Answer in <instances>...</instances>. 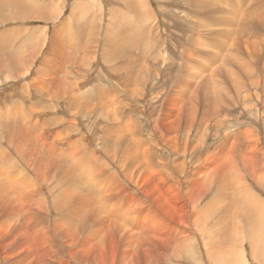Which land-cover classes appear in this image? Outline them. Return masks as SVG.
<instances>
[{"label":"rangeland","instance_id":"1","mask_svg":"<svg viewBox=\"0 0 264 264\" xmlns=\"http://www.w3.org/2000/svg\"><path fill=\"white\" fill-rule=\"evenodd\" d=\"M120 1L26 0L23 3L22 0H18L19 6L10 9L12 14L10 12L7 13V15L9 14L8 17L17 18L14 19L17 20L16 23L12 21L11 24H8V27L20 28V32L22 33L24 30L26 34H28V29L37 31L41 36L37 35L41 47L46 45L42 47L44 50L33 60L32 67L34 69H32V73L29 72L22 78L14 76L7 79L4 78V75L0 77V107H5L0 108V110L3 109L5 111L6 106L8 107L7 109L10 108L11 110L13 106H10V103L13 100L14 104L19 105L24 98L29 104L25 103V105L38 106L39 111L36 117H39L38 120L40 119L41 125L33 126L34 120L25 121V126L22 124L20 128L8 131V136L15 139L14 145L7 148L2 144L3 147H1L5 153L0 155V157L4 156L5 158L3 157L0 162H3V159L6 162L1 163L0 167L2 170L9 168L4 169V171L0 169L2 178H5L4 176L8 174V177H13L12 179L16 180V184L13 183L14 181L11 183L10 180L8 190L0 189V264H156L149 262L158 257L157 251H155L156 248H153V244L150 241L154 244L169 243L170 241L174 246V240L178 237L177 232H186L185 237H182V239H186L185 243H194V246L196 244L200 245L205 250L213 248L215 243L220 244L218 246L220 249L215 255L218 258L217 262L210 260V257L206 254L207 252H204L199 257V255L193 254L194 249L182 255L171 248L167 251V254L165 251L166 257L162 259L164 264H199L198 260L206 256L207 259L205 258V261H208L207 264H224L225 262L222 261L221 255H219L222 253L226 255L229 264H264V239L258 234V237L255 236L254 238H249L248 241H244L245 236H247L244 232L238 234V236L236 230H234L235 226L234 229L228 227L236 225V221L240 222V219H237L239 213L238 209L235 208L234 212L231 211L232 217L227 213L224 214V211L227 212L228 207L226 203L233 192L225 190L221 186L222 180L224 181L223 175L225 174L221 172V167L222 171L223 169L226 171L225 165L231 162L229 159V161L224 159L229 155L225 156L227 150L222 152V149L225 147L229 149L232 144L236 143L232 138L238 136L241 139H245V137L251 138V135L241 134L250 131L253 134L252 138H260L262 136V143H264V125H249L250 121L247 119H253L255 122L260 123L259 116H261V111L264 113V89L261 87V84H264V35L263 37L253 35V37L248 39L247 43L239 41L236 44H231L229 42V45L225 43L226 37L216 38L217 32H222V29L226 32L224 26L223 28L218 26V20L221 17L217 15L216 8L217 11L223 9L225 12L229 8L234 10V6L246 4L247 6L242 12L248 14L250 10L253 23L258 26V29H263L264 5L260 6L263 9L259 10V2L257 0H190V4L186 6L184 5L186 3L185 0H144L146 8L153 19L148 22L146 19V22L142 21L144 23L142 27L145 25L147 29L149 28L147 36L153 40L149 38L146 40L144 37L146 31L140 29L141 22L138 23L141 30L140 34L138 30V35L133 25L136 41L130 42L131 44L119 43L118 47L125 48L126 51L124 53L125 57L120 58L118 56L119 62L117 61V64L133 63L132 66L135 72L133 73V78L127 81L126 77L128 74L123 71L120 72L123 81L119 79V81H116L117 84L115 82L114 85L111 83L108 86L109 84L106 83L107 85H105L104 82H106L109 72L115 75L111 68L117 64L112 63L111 65V63H108L110 58L108 55L114 53L111 51V47L105 46L106 43L102 39L106 37L109 43L114 41L104 31H109L113 19L116 18L114 16V11L116 10L120 11L119 14L126 17L129 22L132 23L133 21L135 23L136 21L134 18H130L132 21L128 19L132 15L130 16L125 8L118 6ZM261 2L264 4V0H261ZM21 3L25 5L24 8L27 10L26 12L23 11L25 13L21 18L23 20H20L18 16ZM215 3L218 4L216 5ZM197 4L199 6L201 4V6L199 7ZM40 6L44 7L41 8ZM193 9H197V11L195 10V12ZM84 11L88 15H85ZM142 12H139L141 17L145 16ZM39 15L41 17L46 15L47 19H44L45 17L35 18V16ZM29 16L30 18H28ZM255 18L259 19L260 22ZM82 25H84L83 28H81ZM81 29L84 30L83 34H78ZM228 30L231 31L232 29L229 27ZM55 32H58L59 39L63 37L62 39L69 40L68 45L72 44L74 46L71 55L77 57L76 61L73 59L74 64H67L66 70L68 74L66 76L60 74L58 77L59 83L55 76L49 78L47 75L42 76L35 73L38 67H41L40 65L42 64L40 62L42 63L44 56L49 51ZM26 34H24V39L29 37ZM139 37L144 39L141 41L142 43L139 42ZM256 40L261 42H256ZM178 45L181 48H178ZM221 45L222 47L220 48ZM244 46L248 47L249 53ZM233 47L234 49L232 50ZM240 49H243V51ZM76 51L78 52L77 54ZM89 55L93 56L90 57ZM133 56L135 59H133ZM233 61L235 62L233 63ZM35 66L37 67L35 68ZM45 67L47 68V66ZM172 68H175L172 76L176 74L178 80L171 77ZM177 69L185 71L184 77L180 73H176ZM256 71L258 72L256 73ZM124 74L126 75L123 76ZM116 75L118 74L116 73ZM179 75L181 78H179ZM118 76L116 77L119 78ZM214 77L215 79H213ZM42 78L45 82H43ZM134 79L135 81H132ZM62 80L64 81L62 82ZM257 82H260L261 86ZM162 83L164 84L163 86ZM21 84L23 86L28 85L23 87ZM127 84L128 86H126ZM152 84L153 86L151 87ZM42 85L46 87L44 86V88ZM193 85L196 88V93H193ZM116 86L117 89H115ZM52 87L55 88L53 89ZM190 87L191 89L189 90ZM17 88L20 91H23V89L26 91H19L18 93ZM64 90H66L65 93L59 95ZM71 92L72 95L70 94ZM57 97H60L58 99L61 101ZM207 98L212 103L204 104ZM131 99L132 101H130ZM217 99L221 100L222 103L220 104ZM215 100L219 103H216ZM13 103L11 104L14 105ZM73 103L75 104L74 106L72 105ZM5 104L6 106H4ZM20 105H24V103ZM63 105H67V108ZM48 107L49 109H47ZM205 109L216 113L217 110H220L223 114L218 118L209 117L207 120H203V111ZM3 110L2 112L4 113ZM48 111L51 112L49 113ZM89 111L91 112L89 113ZM9 112L14 113L13 110ZM53 120L55 124L59 122L57 123L58 125H55ZM42 121L43 123L41 124ZM50 121H53V123ZM28 122H30V125ZM44 122L47 125L50 123V125L47 127ZM95 122L96 124L93 125ZM122 126H125V128ZM238 126L240 129L243 128L244 132L239 130ZM40 127H42V131ZM43 128L51 135L45 134L46 132H44ZM236 130H238L237 133L239 135L235 133ZM253 131L254 133H252ZM57 132H61L60 134L62 135L67 133L64 134L65 136L61 135L63 139L62 137L54 139L57 136L60 137V134H56ZM51 136H53V139H51ZM113 136H116V138ZM17 137L18 139H16ZM47 138L52 143H50L52 147H48L49 143H44L48 141L46 140ZM69 139L70 141H68ZM56 142L59 143L57 144ZM64 142L69 145L65 144L66 147H64V145H61ZM243 142L245 143V140ZM54 145L57 147L59 145V147H56L55 150ZM16 147L24 150L25 162L16 156L14 150ZM62 147H64V150L61 151ZM219 147L222 149L220 148L218 151ZM246 147L244 144L245 149ZM46 148L50 150H46ZM238 148L239 150L241 149L239 146ZM261 149L262 151L264 150L263 148ZM51 151L52 153L55 151L58 154L54 153L51 157ZM76 151L80 153L78 152V154ZM238 154L241 156L240 153ZM38 155L40 156L37 157ZM258 156L260 157L259 159L251 160L253 164L250 169L253 172L257 166L259 169L257 174H264V170L259 166L261 162H264V160L261 161L264 159V155L263 157L262 155ZM248 157L250 159V156ZM221 161L224 163H221ZM240 163L241 161L238 162V167H240ZM37 167H39V170ZM214 167L216 168L214 169ZM82 170H85L84 173H82ZM10 172L13 175H10ZM254 176L256 174L250 176L238 175L236 178L242 186L246 185L253 191L257 198L254 203H264V182L261 181V177ZM18 183L19 188L22 189L18 191L19 193L17 192V189H19L17 187ZM10 184H13L12 187H14L9 188ZM67 189L103 191L104 199L98 200V202L100 205L104 203L109 211L105 212L103 209L100 211L97 201H95L87 208H91L90 215L85 211L78 212L80 216H83L84 220L83 226H78L82 221L80 216L77 214H75V217L74 215L70 216V212H75L74 202L72 204L59 202V212L56 207L54 210L55 194L57 193L58 197L62 194V190ZM52 195H54L53 198L51 197ZM234 195L237 196L236 193ZM233 202H235V199H233ZM111 210L115 212L113 216L111 215ZM256 217H264V212L258 213ZM93 222L95 225L91 227ZM121 224L125 227H121ZM217 224L219 226H216ZM224 226L233 230L234 234H231L232 232L230 231L226 232ZM158 240L160 241L159 243H157ZM41 245L42 248L40 247ZM46 245L48 246L46 247ZM241 245H244V247ZM103 246L104 248H102ZM224 247H227L225 251ZM229 253L232 254V258H230ZM241 254H244L245 257ZM219 259L220 261H218Z\"/></svg>","mask_w":264,"mask_h":264},{"label":"bare ground","instance_id":"2","mask_svg":"<svg viewBox=\"0 0 264 264\" xmlns=\"http://www.w3.org/2000/svg\"><path fill=\"white\" fill-rule=\"evenodd\" d=\"M189 1L190 0H185V2L186 3H184V5L186 6V5H188V4H190L189 3ZM192 1V0H191ZM195 1V0H194ZM212 1V0H211ZM236 1V0H235ZM246 1H248V0H246ZM22 2L23 3H25L26 2V0H22ZM171 2V1H170ZM173 2V1H172ZM203 2V1H202ZM233 2V1H232ZM239 2V1H238ZM257 2H259L258 4H259V7H258V9L259 10H262L263 8H261L260 6H262V5H264L262 2H261V0H257ZM23 3H21V6H20V8H19V14H18V16H19V19L20 20H23V19H21L22 18V15H24L25 13L24 12H26L27 10L24 8V4ZM182 3V2H181ZM195 3V2H194ZM211 3V2H210ZM20 4V3H19ZM19 4H18V0H0V77H2L3 75L5 76L4 78H13L14 76L16 77V76H18L19 78H22V76H25L26 74H28L29 72H31L32 73V69H34L33 67H32V62H33V60L44 50L42 47L43 46H45V45H43L42 47H41V43H40V41L38 40V38H37V35H39L38 34V32L37 31H30L29 29H28V34H26V33H24V30L22 31V33L20 32L21 31V29L20 28H18V29H16L15 27V29L14 28H12L11 26V28L10 27H8V24H11L12 23V21L14 22L15 21V23H16V21L17 20H14L12 17H8V15H7V13L8 12H10L11 13V11H10V9H13V8H16V7H18L19 6ZM37 4V3H36ZM216 4V3H215ZM218 4V3H217ZM216 4V5H217ZM238 4V3H237ZM42 5V4H41ZM198 5V4H197ZM118 6L120 7V8H125L127 11H128V14L131 16V17H129L128 19H130V18H134L136 21H135V23L132 21V23L131 22H129L127 19H126V17H124L123 15L121 16V14H119L120 13V11H118V10H116V11H114V16L116 17V18H114L113 19V21H112V24L110 25V29H109V31H104L105 32V34L106 35H108L110 38H111V40H113L114 42L113 43H109L108 42V40L106 39V37L105 38H103L102 39V41H104L106 44H105V46H108V47H111V51L114 53V54H112V55H108L110 58L108 59V63H111V65H112V63H116L117 64V61L119 60V58H118V56L120 57V58H122V57H125L124 56V53H125V51H126V49L125 48H122V47H118V45H119V43H130V42H132V41H136V35H135V33H134V26H135V28H136V31H137V35H138V30H139V34H140V29H144L146 32H145V34H144V37L146 38V40H147V38H149L150 40H153L152 38H150V37H148L147 36V31H148V29H147V27L144 25V27H142L143 26V24L144 23H142V21H145V19H146V21L148 22V21H150V20H152L153 18H152V16H150V14H149V12H148V9L146 8L147 6H146V4H145V2H144V0H121L119 3H118ZM193 6V5H192ZM195 6V5H194ZM199 6V5H198ZM197 6V7H198ZM200 6H201V4H200ZM199 6V7H200ZM246 4H244V5H242V6H234V10H231L230 8L228 9V11H225L224 12V10L223 9H220L219 11H217V8L215 7V6H213V7H215L216 8V13H217V15L219 16V17H221V18H219V20H218V22H219V24H218V26H221L220 28H223V26L226 28V32H224L223 31V29H222V32H220V33H216V38L217 39H219V38H221L222 36H224V37H226V41H225V43H228V45L230 44L229 42H231V44L232 43H234V44H236V43H238L239 41H243V42H245V43H247L248 42V39L250 38V37H253V35H256V36H261V37H263V35H264V28L262 29V28H260V29H258V26H256L254 23H253V21H252V14H251V12H250V10L248 11V14H246L245 12H242V10L244 9V8H246ZM41 8H43L42 6H40ZM171 7H172V5H171ZM220 7H222V6H220ZM31 8V7H30ZM32 8H33V6H32ZM186 8V7H185ZM194 8V7H193ZM256 8V7H255ZM45 9V11H47V9L46 8H44ZM142 9H143V12H142ZM198 9V8H197ZM197 9H193L194 11L196 10L197 11ZM202 9V8H201ZM88 10V9H87ZM86 10V11H87ZM24 11V12H23ZM34 11V10H33ZM37 11V10H36ZM86 11H84V14L85 15H88L87 13H86ZM126 11V12H127ZM195 11V12H196ZM258 11V10H257ZM32 12V11H31ZM35 12V11H34ZM34 12H32V13H34ZM139 12H142L143 14H145V16H143V17H141V16H139ZM186 12V11H185ZM44 13V12H43ZM224 13H226V14H224ZM255 13V12H254ZM261 13H262V11H261ZM12 14V13H11ZM14 14V13H13ZM48 14V13H47ZM46 14V15H47ZM171 14V13H170ZM36 15V14H35ZM44 15V14H43ZM46 15L45 16H43V17H41L40 15L39 16H35V18H37V19H39L40 17L41 18H44V19H47V17H46ZM113 15V14H112ZM169 15V14H168ZM213 15V14H212ZM229 15V16H228ZM172 16V15H171ZM255 16V15H254ZM14 17V16H13ZM228 17V18H227ZM28 18H30V16L28 17ZM33 18V17H32ZM31 18V19H32ZM170 18V17H169ZM172 18V17H171ZM17 19V18H16ZM50 19H52V18H50ZM196 19V18H195ZM256 19V18H255ZM155 20V19H154ZM209 20V19H208ZM257 20V19H256ZM47 21V20H46ZM121 21V22H120ZM138 21V22H137ZM145 21V22H146ZM257 21H259V19L257 20ZM263 21H264V19H263ZM139 22H141L140 23V29H139ZM260 22V21H259ZM156 23V22H155ZM79 24H81V23H79ZM26 25V24H25ZM134 25V26H133ZM20 26V25H19ZM94 26H96V25H94ZM184 26V25H183ZM84 27V25H82V27L81 28H83ZM182 27V26H181ZM231 28L232 30L231 31H229L228 30V28ZM23 28V27H22ZM87 29V28H86ZM184 29V28H183ZM182 29V30H183ZM12 30H15V31H12ZM188 31V30H187ZM78 32V31H77ZM83 32H84V30H82L81 29V31L80 32H78V34H83ZM107 32V33H106ZM155 33V32H154ZM158 33V32H157ZM185 33V32H184ZM24 34H26V36H29L27 39H24ZM47 34V33H46ZM45 34V35H46ZM187 34V33H186ZM240 34V35H239ZM182 36H183V34H181ZM21 36V37H20ZM25 36V37H26ZM40 36V35H39ZM143 36V35H142ZM235 36H237L236 38H234ZM41 37V36H40ZM46 37H47V35H46ZM45 37V38H46ZM99 37V36H98ZM185 37V36H184ZM183 37V38H184ZM63 38V37H62ZM59 39V35H58V32H55L54 33V35H53V37H52V43H50L51 44V46H50V48H49V51L46 53V56H44V58H43V61L39 58V60H41L42 61V63L40 62V64H42V65H40L41 67H38V69L36 70V74H38V75H42V76H44V75H47V76H49V78L52 76V78H53V76H55V78L57 77V81L59 80V76H60V74H62V75H67L68 74V71L66 70V66H67V64H69V63H73L74 64V61H73V59H75V61L77 60V57H75V55H74V53H73V55L74 56H72L71 55V53L73 52V50H74V46L72 45V44H70V45H68V43H69V40H66L65 38L64 39ZM100 38V37H99ZM172 38V37H171ZM238 38V39H237ZM101 39V38H100ZM99 39V40H100ZM264 39V38H263ZM64 40H65V42H64ZM142 40H144V39H142V38H140L139 37V42H141ZM251 40V39H250ZM20 41V42H19ZM44 41V40H43ZM98 41V40H97ZM96 41V42H97ZM252 41V40H251ZM45 42H46V40H45ZM159 42V41H158ZM256 42H261V41H257L256 40ZM142 43V42H141ZM79 44V43H78ZM131 44V43H130ZM146 44V43H145ZM149 44V43H148ZM161 44V43H160ZM124 46H126V45H124ZM130 46V45H129ZM132 46V45H131ZM136 46V45H135ZM145 46V45H144ZM181 46H183V45H181ZM226 46V45H225ZM53 47V48H52ZM90 47V46H89ZM138 47V46H137ZM222 47V45L220 46V48ZM229 47V46H228ZM245 47V46H244ZM94 48V47H93ZM103 48V47H102ZM105 48V47H104ZM127 48V47H126ZM178 48H181L179 45H178ZM246 48V47H245ZM248 48V47H247ZM247 48H246V50H247ZM257 48V47H256ZM88 49V48H87ZM132 49V48H131ZM177 49V48H176ZM234 49V47L232 48V50ZM79 50V49H78ZM85 50H86V48H85ZM85 50H83V51H85ZM129 50V49H128ZM141 50H142V48H141ZM178 50V49H177ZM183 50V49H182ZM235 50H236V48H235ZM241 50V49H240ZM167 51V50H166ZM176 51V50H175ZM225 51V50H224ZM241 51H243V49L241 50ZM248 51V50H247ZM254 51V50H253ZM257 51V50H256ZM264 51V50H263ZM134 52V51H133ZM137 52V51H136ZM234 52V51H233ZM237 52V51H236ZM255 52V51H254ZM78 52L76 51V54H77ZM93 53V52H92ZM91 53V54H92ZM130 53V52H129ZM239 53H241V52H239ZM244 53V52H243ZM248 53H249V51H248ZM252 53V52H251ZM107 54V53H106ZM110 54V53H109ZM147 54V53H146ZM150 54V53H149ZM255 54V53H254ZM253 54V55H254ZM42 55V54H41ZM40 55V56H41ZM45 55V54H44ZM132 55V54H131ZM151 55H152V53H151ZM178 55V54H177ZM179 55H181V54H179ZM242 55H245V54H242ZM241 55V56H242ZM249 56H250V54H248ZM90 56V55H89ZM88 56V57H89ZM91 56H93V55H91ZM90 56V57H91ZM223 56V55H222ZM240 56V57H241ZM252 56V55H251ZM134 57V56H133ZM132 57V58H133ZM148 57H150V56H148ZM225 57V56H224ZM229 57V56H228ZM80 58V57H79ZM81 58H82V56H81ZM142 58H144V57H142ZM147 58V57H146ZM232 58V57H231ZM243 58V57H242ZM250 58V57H249ZM248 58V59H249ZM38 59V58H37ZM90 59V58H89ZM131 59V58H130ZM133 59H135V57L133 58ZM141 59V58H140ZM229 59V58H228ZM251 59V58H250ZM121 60V59H120ZM231 60V59H230ZM229 60V61H230ZM236 60V59H235ZM239 60V59H238ZM252 60V59H251ZM72 61V62H71ZM87 61V60H86ZM91 61V60H90ZM125 61V60H124ZM143 61V60H142ZM218 61H219V59H218ZM228 61V60H227ZM119 62V61H118ZM135 62V61H134ZM221 62V61H220ZM235 61H233V63H234ZM251 62V61H250ZM90 63V62H89ZM229 63V62H228ZM136 64V63H135ZM139 64V63H138ZM142 64V63H141ZM172 64V63H171ZM173 64H174V62H173ZM178 64V63H177ZM227 64V63H226ZM237 64V63H236ZM85 65V64H84ZM110 65V66H111ZM133 65V63H126V64H121V63H119V64H117V65H115V66H113L112 68H111V71L113 72V73H115V75H112L110 72H109V76H108V78H107V80H106V82H104L105 83V85H107L106 83H108L109 85L108 86H110V84L111 83H113V85H114V83L116 82V81H119V79H121V73L120 72H125V73H127L128 75H127V77H126V80L127 81H129V80H131L132 78H133V73H135L134 72V67L132 66ZM167 65V64H166ZM229 65V64H228ZM231 65H233V64H231ZM45 66H47V68L45 67ZM109 66V65H108ZM162 66V65H161ZM168 66V65H167ZM172 66V65H171ZM37 66H35V68H36ZM105 67V66H104ZM159 67V66H158ZM163 67V66H162ZM217 67V66H216ZM160 68V67H159ZM167 68V67H166ZM171 68V67H170ZM185 68V67H184ZM188 68V67H187ZM230 68V67H229ZM233 68V67H232ZM110 69V68H109ZM141 69H143V68H141ZM145 69V68H144ZM149 69V68H148ZM237 69V68H236ZM76 70V69H75ZM157 70V69H156ZM168 70H170L169 68H168ZM232 70V69H231ZM88 71V70H87ZM108 71V70H107ZM144 71V70H143ZM147 71V70H146ZM174 71H175V68L173 69L172 68V70H171V77L172 78H174V79H176L177 78V80H178V76L175 74L174 76H172L173 74H174ZM57 72L59 73L58 75H57ZM145 72V71H144ZM169 72V71H168ZM185 72V71H184ZM184 72L183 71H181V69L179 70V69H177V71H176V73H180V75H182V77H184L183 76V74H184ZM226 72V71H225ZM258 71H256V73H257ZM34 73V74H35ZM78 73V72H77ZM116 73L119 75H116ZM143 73V72H142ZM223 73V72H222ZM252 73V72H251ZM242 74V73H241ZM126 74H124L123 76H125ZM140 75V74H139ZM150 75V74H149ZM180 75H179V78H181L180 77ZM249 75H252V74H249ZM256 75H259V74H256ZM116 76H118L119 78H117ZM154 76V75H153ZM156 76V75H155ZM147 77V76H146ZM151 77V76H150ZM28 78V77H27ZM26 78V79H27ZM48 78V79H49ZM83 78V77H82ZM100 78V77H99ZM123 78V77H122ZM135 78V77H134ZM138 78V77H137ZM140 78V77H139ZM250 78H251V76H250ZM256 78V77H255ZM258 78V77H257ZM24 79V78H23ZM28 79H30V78H28ZM39 79V78H38ZM37 79V80H38ZM40 79H41V77H40ZM40 79H39V81H40ZM43 79V78H42ZM44 79H45V77H44ZM44 79H43V82H45L44 81ZM47 79V78H46ZM136 79V78H135ZM135 79L134 80H132V81H135ZM213 79H215V77L213 78ZM224 79V78H223ZM19 80V79H18ZM51 80V79H50ZM49 80V81H50ZM122 80V79H121ZM137 80V79H136ZM148 80V79H147ZM155 80V79H154ZM165 80V79H164ZM170 80H171V78H170ZM257 80V79H256ZM26 81V80H25ZM32 81H33V79H32ZM35 81H36V79H35ZM56 81V82H57ZM61 81V80H60ZM64 80H62V82H63ZM123 81V80H122ZM249 81V80H248ZM23 82V81H22ZM137 82V81H136ZM136 82H135V84H136ZM140 82V81H139ZM152 82V81H151ZM164 82V81H163ZM168 82V81H167ZM11 83V82H10ZM35 83V82H34ZM52 83V82H51ZM58 83H59V81H58ZM128 83V82H127ZM222 83V82H221ZM256 83V82H255ZM25 84V83H24ZM31 84V83H30ZM64 84V83H63ZM116 84H117V82H116ZM129 84V83H128ZM128 84L126 85V86H128ZM134 84V83H133ZM148 84V83H147ZM183 84V83H182ZM211 84H214V83H211ZM257 84L259 85V86H261L263 89H264V84H261L260 82H257ZM261 84V85H260ZM19 85H20V82H19ZM19 85H18V87H19ZM22 85V84H21ZM28 85V84H27ZM27 85H22L23 87H25V86H27ZM34 85V84H33ZM59 85V84H58ZM61 85V84H60ZM75 85V84H74ZM124 85V84H123ZM164 84L162 83V86H163ZM188 85V84H187ZM210 85V84H209ZM255 85V84H254ZM30 86V85H29ZM36 86V85H35ZM43 86V85H42ZM45 86V85H44ZM43 86V87H44ZM49 86V85H48ZM53 86H55V85H53ZM130 86H131V83H130ZM136 86H137V84H136ZM139 86V85H138ZM145 86H146V84H145ZM144 86V87H145ZM153 86V84L151 85V87ZM213 86V85H212ZM12 87V86H11ZM37 87V86H36ZM46 87V86H45ZM44 87V88H45ZM65 87V86H64ZM106 87V86H105ZM143 87V88H144ZM149 87V86H148ZM148 87H146V88H148ZM188 87H189V85H188ZM14 88V87H13ZM27 88V87H26ZM35 88V87H34ZM33 88V89H34ZM48 88V87H47ZM53 88V87H52ZM55 88V87H54ZM53 88V89H54ZM67 88V87H66ZM77 88V87H76ZM96 88H97V86H96ZM95 88V89H96ZM126 88V87H125ZM124 88V89H125ZM142 88V87H141ZM221 88V87H220ZM238 88V87H237ZM38 89H40L39 87H38ZM37 89V90H38ZM115 89H117V86L115 87ZM123 89V88H122ZM139 89V88H138ZM152 89V88H151ZM162 89V88H161ZM191 89V87L189 88V90ZM192 89L194 90L193 91V93H196L197 91H196V88L194 87V85L192 86ZM217 89V88H216ZM16 90H18V88L16 89ZM31 90V89H30ZM56 90V89H55ZM73 90V89H72ZM99 90V89H98ZM103 90V89H102ZM19 91L20 90H18V93H19ZM22 91V90H21ZM20 91V92H21ZM23 91H26L25 89H23ZM22 91V92H23ZM49 91H52V90H49ZM48 91V92H49ZM56 91H58V90H56ZM55 91V92H56ZM62 91V90H61ZM65 91L66 90H64L63 92H61V93H59V95H62V94H64L65 93ZM122 91V90H121ZM126 91V90H125ZM143 91V90H142ZM141 91V92H142ZM163 91V90H162ZM192 91V90H191ZM196 91V92H195ZM40 92V91H39ZM74 92V91H73ZM110 92V91H109ZM116 92H118V91H116ZM124 92V91H123ZM135 92V91H134ZM170 92V91H169ZM215 92V91H214ZM220 92V91H219ZM223 92V91H222ZM25 93V92H24ZM31 93H33V92H31ZM53 93V92H52ZM69 93V92H68ZM144 93V92H143ZM168 93V92H167ZM217 93V92H216ZM221 93V92H220ZM5 94V93H4ZM20 94H22V93H20ZM19 94V95H20ZM26 94V93H25ZM54 94V93H53ZM71 95H72V92L70 93ZM223 94V93H222ZM247 94V93H246ZM18 95V94H17ZM24 95V94H23ZM107 95V94H106ZM131 95H134V94H131ZM204 95V94H203ZM34 96V95H33ZM67 96V95H66ZM65 96V97H66ZM70 96V95H69ZM97 96V95H96ZM262 96V95H261ZM5 97V96H4ZM24 97H26V96H24ZM74 97V96H73ZM22 98V97H21ZM27 98H29L28 96H27ZM39 98H40V96H39ZM58 98H60V97H57V99ZM63 98V97H62ZM70 98V97H69ZM91 98V97H90ZM97 98V97H96ZM100 98V97H99ZM103 98V97H102ZM119 98V97H118ZM124 98V97H123ZM131 98H133V97H131ZM142 98V97H141ZM219 98V97H218ZM18 99V98H17ZM35 99H36V97H35ZM71 99H72V97H71ZM98 99V98H97ZM127 99H129V98H127ZM216 99V98H215ZM245 99V98H244ZM22 100V99H21ZM20 100V101H21ZM58 100H60V99H58ZM66 100V99H65ZM80 100V99H79ZM218 100V99H217ZM27 100L26 99H24L23 98V102H21V103H24V105H16V104H14L13 102H14V100H13V102H11V103H13L14 105H12L11 103H10V106H13V109H11V110H13L14 111V113H11V112H9V111H11L10 110V108L9 109H7L8 107L6 106V104L4 105V106H6V109H5V111H4V113L2 112V110H0V155H2V154H4L5 153V151H3L2 149H1V147H3V145L5 146V147H12L13 145H14V140L15 139H13V137H9L8 136V131L9 130H12V129H16V128H20L21 126H22V124L24 125V122L25 121H29V120H34V124H33V126H41L40 125V119L38 120V118L36 117V115H37V113H38V106H35V105H30V106H27V105H25V103L26 104H28L27 102H26ZM30 101V100H29ZM61 101V100H60ZM62 101H63V99H62ZM96 101V100H95ZM100 101V100H99ZM114 101V100H113ZM130 101H132V99L130 100ZM195 101V100H194ZM216 101V100H215ZM219 102H220V104L222 103L221 102V100H218ZM218 101H216V103L218 102ZM9 102V101H8ZM18 102V101H17ZM36 102V101H35ZM55 102H57V101H55ZM66 102V101H65ZM72 102V101H71ZM86 102H88V101H86ZM89 102H91V101H89ZM106 102H107V100H106ZM120 102V101H119ZM134 102V101H133ZM141 102V101H140ZM208 102H211L210 101V99L209 98H207L205 101H204V104H207ZM218 102V103H219ZM231 102V101H230ZM37 103V102H36ZM58 103V102H57ZM60 103V102H59ZM76 103V102H75ZM77 103H79V102H77ZM100 103V102H99ZM132 103V102H131ZM135 103V102H134ZM138 103V102H137ZM212 103V102H211ZM1 104V103H0ZM3 104V103H2ZM46 104V103H45ZM60 104H62V103H60ZM60 104H57V105H60ZM66 104V103H65ZM81 104V103H80ZM80 104H78V105H80ZM87 104V103H86ZM85 104V105H86ZM98 104V103H97ZM129 104V103H128ZM263 104V103H262ZM29 105V104H28ZM69 105V104H68ZM73 106L75 105L74 103L72 104ZM83 105V104H82ZM125 105V104H124ZM182 105V104H181ZM2 106V105H1ZM9 106V105H8ZM44 106V105H43ZM42 106V107H43ZM62 106V105H61ZM63 106H65V105H63ZM81 106V105H80ZM98 106V105H97ZM115 106H116V104H115ZM114 106V107H115ZM121 106V105H120ZM127 106H129V105H127ZM191 106V105H190ZM206 106V105H205ZM24 107V108H23ZM45 107V106H44ZM66 108H67V105L65 106ZM101 107V106H100ZM99 107V108H100ZM103 107V106H102ZM113 107V106H112ZM118 107V106H117ZM134 107H135V105H134ZM257 107V106H256ZM0 108H5V107H0ZM54 108V107H53ZM62 108V107H61ZM64 108V107H63ZM68 108H71V107H68ZM83 108V107H82ZM104 108V107H103ZM105 108H106V106H105ZM122 108H124L123 106H122ZM258 108V107H257ZM47 109H49V107L47 108ZM56 109V108H55ZM54 109V110H55ZM81 109V108H80ZM84 109V108H83ZM86 109V108H85ZM87 109H88V107H87ZM91 109V108H90ZM119 109V108H118ZM24 110V111H23ZM41 110V109H40ZM45 110V109H44ZM43 110V111H44ZM60 110V109H59ZM62 110V109H61ZM64 110V109H63ZM66 110V109H65ZM74 110V109H73ZM78 110H79V108H78ZM99 110V109H98ZM100 110H103V109H100ZM120 110V109H119ZM260 110V109H259ZM261 110H262V108H261ZM260 110V111H261ZM58 111V110H57ZM68 111H70L69 109H68ZM67 111V112H68ZM76 111H77V108H76ZM75 111V112H76ZM81 111H83V110H81ZM94 111V110H93ZM104 111V110H103ZM105 111H107L106 109H105ZM124 111H125V109H124ZM25 112V113H24ZM49 112V111H48ZM51 112V111H50ZM49 112V113H50ZM74 112V111H73ZM78 112H80V111H78ZM91 111H89V113H90ZM113 112V111H112ZM204 113V115H203V120H207L209 117H219V116H221L222 114H223V112L222 111H220V110H217V113L215 112V114L212 116V114L214 113L212 110H207V109H205L204 111H203ZM41 113V112H40ZM60 113H61V111H60ZM70 113V112H69ZM93 113V112H92ZM108 113V112H107ZM116 113V112H115ZM140 113H142V112H140ZM228 113V112H227ZM240 113V112H239ZM25 114V115H24ZM42 114V113H41ZM43 114H45V113H43ZM72 114V113H71ZM232 114V113H231ZM49 115V114H48ZM112 115V114H111ZM113 115H115V114H113ZM129 115V114H128ZM161 115V114H160ZM159 115V116H160ZM189 115V114H188ZM44 116V115H43ZM141 116V115H140ZM49 117V116H48ZM48 117H46L47 119H48ZM73 117H75V116H73ZM79 117V116H78ZM108 117H110V116H108ZM112 117V116H111ZM118 117V116H117ZM132 117V116H131ZM151 117V116H150ZM228 117V116H227ZM260 117V123H257V122H255L253 119H249V118H247L250 122H249V125H251V124H255V125H258V126H263L264 125V113H262V111H261V116H259ZM41 118V117H40ZM81 118V117H80ZM99 118V117H98ZM113 118V117H112ZM111 118V119H112ZM135 118V117H134ZM152 118V117H151ZM43 119V118H42ZM52 119V118H51ZM54 119V118H53ZM59 119V118H58ZM72 119V118H71ZM76 119H77V117H76ZM90 119V118H89ZM92 119V118H91ZM117 119V118H116ZM130 119V118H129ZM132 119V118H131ZM153 119V118H152ZM224 119V118H223ZM228 119H229V117H228ZM93 120H94V118H93ZM115 120V119H114ZM154 120V119H153ZM43 121H45V120H43ZM43 121L41 122V124L43 123ZM54 121V120H53ZM53 121H50L51 123H53ZM92 121V120H91ZM110 121V120H109ZM137 121V120H136ZM219 121V120H218ZM221 121H222V119H221ZM46 122V121H45ZM44 122V124H46ZM93 122V121H92ZM121 122V121H120ZM29 123V125H30V122H28ZM48 123V122H47ZM57 123H59V122H56V124H55V121H54V124L55 125H58ZM90 123V122H89ZM157 123V122H156ZM180 123V122H179ZM219 123V122H218ZM220 123H222V122H220ZM236 123V122H235ZM43 124V125H44ZM66 124V123H65ZM94 124H96V122L95 123H93V125ZM109 124V123H108ZM181 124V123H180ZM42 125V127H44ZM47 125V124H46ZM48 125H50V123L48 124ZM48 125H47V127H48ZM55 125H54V127H55ZM67 125H68V123H67ZM91 125V124H90ZM92 125V126H93ZM182 125V124H181ZM180 125V126H181ZM247 125V124H246ZM25 126V125H24ZM202 126V125H201ZM208 126V125H207ZM241 126V125H240ZM42 127H40V129H41V131H42ZM69 127V126H68ZM68 127H66V128H68ZM94 127V126H93ZM119 127V126H118ZM123 127V126H122ZM205 127V126H204ZM220 127V126H219ZM241 127H244L243 125L241 126ZM28 128V127H27ZM45 128V127H44ZM44 128H43V130H44ZM57 128H59V127H57ZM56 128V129H57ZM121 128V127H120ZM123 128H125V126L123 127ZM197 128V127H196ZM233 128V127H232ZM239 130H241V131H243L242 129L243 128H239V126L237 127ZM237 128H235V129H237ZM261 128V127H260ZM36 129V128H35ZM70 129H71V127H70ZM119 129V128H118ZM234 129V130H235ZM262 129V128H261ZM29 130V129H28ZM31 130V129H30ZM46 130V129H45ZM44 130V132H46L45 134H47L48 133V131H45ZM49 130V129H48ZM69 130V129H68ZM103 130V129H102ZM114 130V129H113ZM122 130H124V129H122ZM183 130V129H182ZM2 131H4V132H2ZM25 131V130H24ZM50 131H52V130H50ZM108 131V130H107ZM117 131V130H116ZM237 131L238 130H236V134H238L237 133ZM26 133H27V131H25ZM36 132V131H35ZM52 132H54V131H52ZM64 132V131H63ZM67 132H69V131H67ZM66 132V133H67ZM72 132V131H71ZM93 132V131H92ZM96 132V131H95ZM204 132V131H203ZM244 132V131H243ZM262 132H263V130H262ZM21 133V132H20ZM61 132H57L56 134H60ZM66 133H63V135L62 134H60V137L59 136H57L55 133H53L54 135H56L57 137H55L54 139H56V138H61L62 136H65L64 134H66ZM155 133V132H154ZM157 133V132H156ZM159 133V132H158ZM227 133V132H226ZM252 133H254V131L252 132ZM13 134H15V133H13ZM12 134V135H13ZM29 134V133H28ZM34 135H35V133H33ZM48 134H50L51 135V133H48ZM70 134V133H69ZM72 134V133H71ZM189 134V133H188ZM233 134V133H232ZM241 134H247V135H251V138H248V137H245V139H241L238 135V137H228V138H232L233 139V141H236V143L235 144H232V147L231 148H229V149H226V148H228V147H225V148H221V147H219L218 148V151L220 150V148L222 149V152L223 151H225V150H227L226 151V153H225V156H227V155H229L227 158H224L225 160H230L231 162L229 163H227L225 160H224V162L225 163H227L226 165H225V170L226 171H224V169H223V171H222V167H221V172L224 174L223 175V179H224V181L222 180V183H221V186H223L224 187V189L225 190H228V191H232L233 192V194H231L230 195V199L227 201V205H228V207L227 206H225V207H227V212H225L224 211V214H229L231 217L233 216L232 214H231V211H233L234 212V209L236 208V209H238V213H239V215H237V219H240V222L238 223V221H236V225H233V226H228V227H231L232 229H234V226H235V229L234 230H236V232H237V235L238 234H242L243 232H244V234L245 235H247V236H245L244 234V236H245V240L244 241H248L249 240V238H254L255 236H257L258 234V236H260L261 238H263L264 239V217H262V218H258V217H256V215L258 214V213H261V212H264V203L263 202H258V203H254V201H257V198L255 197V195H254V193H253V191L251 190V189H249L248 187H246V185H244V186H242V184L238 181V179L236 178V176H238V175H242V176H250V175H252V174H256V176H254V177H261L262 178V182H264V174H257V172L259 171V169H258V167L256 166L255 168H254V171L252 172L251 171V169H250V167L252 166V159H259L260 157L258 156V155H262V157H263V155H264V150L262 151V149L261 148H263L264 149V143H262V136H260V138H252V136H253V134H251L250 133V131H247V133H241ZM256 134V133H255ZM263 134H264V132H263ZM50 135H49V137H50ZM53 135V136H54ZM62 135V136H61ZM68 135V134H67ZM97 135V134H96ZM95 135V136H96ZM99 135V134H98ZM109 135V134H108ZM114 135V134H113ZM258 135V134H257ZM260 135V134H259ZM23 136V135H22ZM37 136H38V134H37ZM40 136V135H39ZM53 136H51L52 138L51 139H53ZM234 136V135H233ZM24 137H26V136H24ZM29 137V136H28ZM33 137V136H32ZM47 137V136H46ZM67 137V136H66ZM113 137H115L116 138V136H113ZM119 137V136H118ZM243 137V136H242ZM257 137H259V136H257ZM33 138H35V137H33ZM65 138V137H64ZM67 138H70V137H67ZM66 138V139H67ZM99 138V137H98ZM120 138V137H119ZM118 138V139H119ZM16 139H18V137L16 138ZM62 139H63V137H62ZM66 139H64V140H66ZM108 139V138H107ZM121 139V138H120ZM132 139V138H131ZM36 140V139H35ZM38 140V139H37ZM46 140H48L49 141V139L47 138ZM72 140V139H71ZM106 140V139H105ZM136 140V139H135ZM243 140H245V143L243 142ZM20 141V140H19ZM18 141V142H19ZM44 141V140H43ZM44 142V143H51L50 141L49 142ZM51 141H56V140H51ZM59 141H61V140H59ZM68 141H70V139L68 140ZM114 141V140H113ZM228 141V140H227ZM16 142V141H15ZM23 142V141H22ZM67 142V141H66ZM112 142V141H111ZM115 142V141H114ZM125 142V141H124ZM27 143V142H26ZM57 143V142H56ZM59 143V142H58ZM57 143V144H58ZM62 143H63V141H62ZM67 143H69V142H67ZM73 143V142H72ZM231 143V142H230ZM234 143V142H233ZM3 144V145H2ZM19 144V143H18ZM28 144V143H27ZM43 144V143H42ZM52 144V143H51ZM51 144L50 145H48V147L50 146V147H52L51 146ZM55 144V143H54ZM66 143L64 142V144H61V145H64V147H66V145H69V144H66ZM244 144H245V146H247L246 147V149L244 148ZM15 145H17L16 143H15ZM34 145V144H33ZM60 145V144H59ZM59 145H58V147H59ZM140 145V144H139ZM222 145V144H221ZM41 146V145H40ZM55 146V150H56V145H54ZM71 146V145H70ZM73 146V145H72ZM121 146V145H120ZM132 146V145H131ZM131 146H129V147H131ZM224 146V145H223ZM222 146V147H223ZM238 146L241 148L240 150H239V148H238ZM243 146V147H242ZM31 147V146H30ZM46 147V146H45ZM57 147V148H58ZM61 147V146H60ZM64 147H62L60 150L62 151V150H64L63 148ZM68 147V146H67ZM128 147V146H127ZM20 148H21V146H20ZM25 148V147H24ZM54 148V147H53ZM76 148V147H75ZM47 149H49V148H46V150ZM66 149V148H65ZM123 149V148H122ZM125 149V148H124ZM176 149V148H175ZM217 149V148H216ZM15 153H16V156L17 157H19L20 159H22V161L23 162H25V157H24V154H23V151L24 150H20L18 147H16L15 149ZM50 150V149H49ZM48 150V151H49ZM54 150V149H53ZM67 150H68V148H67ZM77 150V149H76ZM187 150V149H186ZM8 151V150H7ZM71 151V150H70ZM126 151H127V149H126ZM140 151V150H139ZM41 152V151H40ZM65 152H66V150H65ZM79 152V151H78ZM77 151H76V153H78ZM28 153V152H27ZM50 153V152H49ZM51 153H52V151H51ZM54 153L55 154H58L57 152H55L54 151ZM54 153H52V155H51V157L54 155ZM69 153H71V152H69ZM75 153V154H76ZM80 153V152H79ZM78 153V154H79ZM238 153H240L241 154V156H239V154ZM238 154V155H237ZM40 155H41V153H40ZM40 155H38L37 157H39ZM62 155H63V153H62ZM81 155V154H80ZM31 156V155H30ZM69 156V155H68ZM79 156V155H78ZM246 156V158H244ZM248 156H250V159H249V157ZM4 157V156H3ZM2 157V158H3ZM15 157V156H14ZM41 157H42V155H41ZM46 157V156H45ZM70 157H73V156H70ZM69 157V158H70ZM81 157V156H80ZM241 157V158H240ZM247 157H248V159H247ZM1 158V157H0ZM2 158L0 159V160H2ZM5 158V157H4ZM9 158H11V157H9ZM17 159V158H16ZM34 159V158H33ZM64 159V158H63ZM67 159V158H66ZM108 159V158H107ZM213 159V158H212ZM208 160V159H207ZM222 160V159H221ZM228 160V161H229ZM261 160V159H260ZM264 159H262L261 161H263ZM18 161V160H17ZM46 161V160H45ZM63 161V160H62ZM75 161H76V159H75ZM239 161H241V163L239 164V166L241 167H238V162ZM3 162H6L4 159H3ZM3 162H0V164L1 163H3ZM12 162H13V160H12ZM36 162V161H35ZM64 162V161H63ZM117 162V161H116ZM209 162V161H208ZM224 162H222L221 161V163H224ZM20 163V162H19ZM39 163V162H38ZM37 163V164H38ZM6 164V163H5ZM8 164V163H7ZM17 164V163H16ZM16 164H15V166H16ZM37 164H36V166H37ZM76 164H77V162H76ZM84 164H85V162H84ZM214 164V163H213ZM35 165V164H34ZM49 165H51V164H49ZM62 165V164H61ZM60 165V166H61ZM1 166V165H0ZM3 166V165H2ZM19 166H21V165H19ZM23 166V165H22ZM25 166V165H24ZM41 166V165H40ZM48 166V165H47ZM260 166V168L262 169V170H264V162H261V164L259 165ZM10 167V166H9ZM45 167V166H44ZM59 167V166H58ZM58 167H56V168H58ZM78 167V166H77ZM218 167V166H217ZM220 167V166H219ZM3 168H4V166H3ZM8 168V167H7ZM6 168V169H7ZM28 168V167H27ZM38 168V170H39V167H37ZM86 168V167H85ZM208 168V167H207ZM211 168H213V167H211ZM216 167H214V169H215ZM247 169V170H249V171H247V170H245V169ZM0 169H1V167H0ZM5 169V168H4ZM4 169L2 170V171H4ZM5 169V170H6ZM9 169V168H8ZM45 169V168H44ZM218 169V168H217ZM34 170H35V168H34ZM53 170V169H52ZM55 170V169H54ZM1 171V172H2ZM32 171V170H31ZM47 171V170H46ZM45 171V172H46ZM75 171V170H74ZM83 171V170H82ZM85 171V170H84ZM84 171L82 172V173H84ZM217 171V170H216ZM9 172V171H8ZM36 172H38V171H36ZM49 172V171H48ZM220 172V171H219ZM3 173V172H2ZM7 173V172H6ZM12 172H10L9 174L10 175H13V174H11ZM47 173V172H46ZM44 174V173H43ZM52 174H53V171H52ZM87 174V173H86ZM219 174V173H218ZM4 175H6V174H4ZM8 175V174H7ZM6 175V176H7ZM20 175V174H19ZM37 175H38V177H39V174L37 173ZM41 175V174H40ZM50 175H51V173H50ZM70 175V174H69ZM227 175V176H226ZM6 176H4L5 178H8V179H5V178H2L3 176L1 175V173H0V189L2 188L3 190H8V185H9V183H10V180H11V183H12V181H14L13 183H15L16 184V180H14V179H12V178H10V177H6ZM15 176H16V173H15ZM47 176V175H46ZM53 176V175H52ZM215 176H216V174H215ZM219 176V175H218ZM229 176V177H228ZM42 177V176H41ZM209 177V176H208ZM10 178V179H9ZM47 178V177H46ZM50 178V177H49ZM68 178H70V177H68ZM86 178V177H85ZM51 179H52V177H51ZM87 179V178H86ZM218 179V178H217ZM80 180V179H79ZM78 180V181H79ZM208 180V179H207ZM210 180V179H209ZM219 180V179H218ZM68 181V180H67ZM48 182V181H47ZM70 182V181H69ZM85 182H88V181H85ZM210 182V181H209ZM19 183H20V180H19ZM19 183L17 184V187L19 188ZM206 183V182H205ZM208 183V182H207ZM14 184V185H15ZM22 184V183H21ZM70 184V183H69ZM85 184V183H84ZM11 186H9V188L10 187H12V185L13 184H10ZM7 186V187H6ZM86 186V185H85ZM14 187V186H13ZM12 187V188H13ZM100 187V186H99ZM79 188V187H78ZM93 188V187H92ZM103 188V187H102ZM15 189H17L16 187H15ZM15 189H14V191H15ZM10 190H12V189H10ZM22 189H17V192L18 191H21ZM220 190V189H219ZM1 191V190H0ZM70 191V192H69ZM222 191V190H221ZM4 192V191H3ZM12 192V191H11ZM103 192V191H102ZM100 190L98 191V190H85V191H83V190H79V189H74V190H62V194L60 195V196H58L57 197V193L55 194V204H54V210H55V207L58 209V212H59V210H60V208H59V206H58V203L59 202H62V204L64 203V204H72L73 202L75 203V205H74V208H75V212H70L71 213V215L70 216H72V215H74V217H75V214H77V215H79V213L78 212H80V211H85L88 215H90V210H91V208H89V209H87L90 205H92L95 201H97V205L99 206V208H100V211L103 209V211H105V212H108L109 211V209L107 210V207H106V205H104V203L103 204H99V202H98V200H103L104 199V195H103V193H102ZM231 192V193H232ZM7 193V192H6ZM9 193V192H8ZM19 193V192H18ZM39 193V192H38ZM221 193V192H220ZM237 194V196H235L234 194ZM79 194H82V195H79ZM106 194V193H105ZM14 196H15V192H14ZM22 196H23V194H22ZM52 198L54 197V195H52L51 196ZM241 197V198H240ZM11 198V197H10ZM16 199V198H15ZM233 199H235V202H233ZM19 201V200H18ZM262 201V200H261ZM11 202V201H10ZM16 203V202H15ZM238 207V208H237ZM109 208V207H108ZM148 209V208H147ZM99 211V212H100ZM57 212V211H56ZM57 212V213H58ZM84 212V213H85ZM95 212V211H94ZM92 213H93V210H92ZM114 211L113 210H111V215L113 216L114 215ZM127 214V213H126ZM125 214V215H126ZM237 214V213H236ZM76 215V216H77ZM101 215V214H100ZM132 215V214H131ZM202 215V214H201ZM223 215V214H222ZM80 216V215H79ZM118 216V215H117ZM120 216V215H119ZM152 216V215H151ZM224 216V215H223ZM92 217H93V215H92ZM106 217V216H105ZM227 217V216H226ZM80 218H81V223H79L78 224V226H83V222H84V220H83V216H80ZM88 218V217H87ZM95 218H96V215H95ZM209 218V217H208ZM228 218V217H227ZM230 218V217H229ZM107 219H109V218H107ZM110 220V219H109ZM122 220V219H121ZM126 220H127V217H126ZM223 220V219H222ZM231 220V219H230ZM235 220H236V218H235ZM77 221V220H76ZM96 221V220H95ZM136 221V220H135ZM149 221V220H148ZM221 221V220H220ZM226 221V220H225ZM229 221V220H228ZM79 222V221H78ZM112 222V221H111ZM139 222V221H138ZM233 222V221H232ZM126 223V222H125ZM225 223V222H224ZM157 224H159V223H157ZM95 224H94V222H93V225L91 226V227H93ZM126 225V227H127V223L125 224ZM166 225V224H165ZM123 225L121 224V227H122ZM216 226H219L218 224L216 225ZM227 226V225H226ZM123 227H125V226H123ZM171 227V226H170ZM225 227V226H224ZM75 228H77V227H75ZM141 228V227H140ZM152 228V227H151ZM199 228V227H198ZM218 228V227H217ZM226 228V227H225ZM102 229V228H101ZM194 230V229H193ZM221 230V229H220ZM224 230H226V232L227 231H230V232H232L231 234H234L233 233V230H230V229H224ZM151 231V230H150ZM175 231H178V230H175ZM196 231V230H195ZM138 232V231H137ZM226 232L224 231V233L226 234ZM229 232V233H230ZM107 233V232H106ZM152 233H153V231H152ZM178 233V237H176L175 238V240H174V246L170 243V241H169V243H160V244H154V243H152L151 241H150V243L151 244H153V248H156V250L155 251H157V256L158 257H156L155 259H152L151 261H149V262H153V263H156V264H164L163 262H164V260H162V259H165V257H166V254H167V251L169 250V249H171V248H173L178 254H182V255H184V254H186V252H188V251H192L193 249H194V253L193 254H197V256L199 255V257L201 256V255H203L204 254V252L210 257V260H212V261H214V262H217V259L218 258H216V252L218 251V249H220V247H218L220 244H217V243H215L214 244V247L213 248H207L206 250L205 249H203V248H201L200 247V245H197L196 244V246H194V243H189V244H187V243H185V240L186 239H182V237H185V235H186V232H177ZM146 234V233H145ZM159 234V233H158ZM176 234V233H175ZM230 234V235H231ZM105 235V234H104ZM153 235V234H152ZM189 235V234H188ZM156 236V235H155ZM225 236V235H224ZM235 236V235H234ZM234 236H233V238H234ZM239 236V235H238ZM257 236V237H258ZM73 237V236H72ZM190 237V236H189ZM75 239V238H74ZM150 239V238H149ZM72 240V239H71ZM106 240H109V239H106ZM144 240V239H143ZM157 240V239H156ZM160 240V239H159ZM158 240V242L157 243H159L160 241ZM51 241V240H50ZM82 241V240H81ZM85 241H86V239H85ZM102 241V240H101ZM229 241V240H228ZM231 241V240H230ZM237 241V240H236ZM45 242V241H44ZM221 242V241H220ZM41 243H42V241H41ZM40 243V244H41ZM58 243V242H57ZM108 243V242H107ZM228 243V242H227ZM28 244V243H27ZM26 244V245H27ZM110 244V243H109ZM148 244V243H147ZM25 245V244H24ZM44 245V244H43ZM107 245V244H106ZM150 245V244H149ZM48 245H46V247H47ZM98 246V245H97ZM136 246V245H135ZM242 247H244V245H241ZM41 248H42V245L40 246ZM30 248L32 249V247L30 246ZM40 248V249H41ZM53 248V247H52ZM102 248H104V246L102 247ZM44 249V248H43ZM150 249V248H149ZM227 249V247H224V251ZM29 250V249H28ZM27 250V251H28ZM201 250V251H200ZM33 251H35V250H33ZM48 251V250H47ZM165 251H166V254H165ZM31 252V251H30ZM29 252V253H30ZM55 252V251H54ZM136 252H138V251H136ZM221 252V251H220ZM252 252H254V251H252ZM56 253V252H55ZM228 253V252H227ZM255 253V252H254ZM219 255H221L220 256V258L222 259V261H224L225 263L224 264H229L228 262V260H227V257H226V255H224L223 253L222 254H219ZM243 257H245V255L244 254H241ZM155 256V255H154ZM206 256V255H205ZM229 256H230V258H232V254H230L229 253ZM3 257H5V256H3ZM59 257V256H58ZM186 257H189V256H186ZM226 258V259H224V258ZM154 258V257H153ZM206 259H207V256L205 257ZM205 258H202V259H200V260H198L199 261V264H207L208 263V261H205ZM193 259H195V258H193ZM196 259H198V258H196ZM51 260V259H50ZM154 260V261H153ZM6 261V260H5ZM129 261V260H128ZM218 261H220V259L218 260Z\"/></svg>","mask_w":264,"mask_h":264}]
</instances>
